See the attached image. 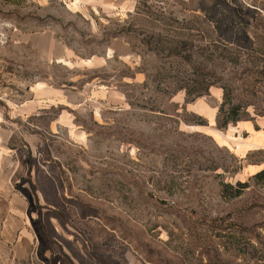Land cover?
I'll use <instances>...</instances> for the list:
<instances>
[{"label":"rangeland","instance_id":"rangeland-1","mask_svg":"<svg viewBox=\"0 0 264 264\" xmlns=\"http://www.w3.org/2000/svg\"><path fill=\"white\" fill-rule=\"evenodd\" d=\"M70 2L0 0L5 94L17 91L21 101L27 86L41 82L58 89L100 82L127 102L102 122L83 113L82 138L54 121L22 129L37 138L23 180L34 218L27 264H264V180H252L264 154L248 153L264 136V59L255 68L262 74L244 80L253 66L247 59L233 65L197 55V64L240 88L238 100L249 106V120L220 131L213 121L219 85L188 105L184 92L175 95L179 125L169 119L172 108L168 116L148 111L153 78L170 64L143 43L153 33L183 36L186 23L195 45L261 42L264 0H76L81 11ZM147 13L171 21L152 22ZM201 20L215 33L199 31ZM43 35L57 43L56 56L69 51L71 60H50ZM116 39L130 46L132 65L107 58ZM201 120L207 125H194ZM244 244L246 252L237 250Z\"/></svg>","mask_w":264,"mask_h":264},{"label":"crops","instance_id":"crops-1","mask_svg":"<svg viewBox=\"0 0 264 264\" xmlns=\"http://www.w3.org/2000/svg\"><path fill=\"white\" fill-rule=\"evenodd\" d=\"M70 3L75 11L82 10L81 3L76 0ZM95 9L99 10L98 7ZM38 39L49 44L51 50L47 55L50 60L55 59L60 63L71 60L69 51L62 56L55 55L53 48L57 43L52 37L43 35ZM1 48L0 46V264H27L34 218L31 210L33 201L23 180L29 173L28 158L35 149L37 138L36 134L24 133L22 129L27 128L28 132L40 130L37 123L49 124L54 121L59 128L68 133L73 131L74 136L82 138L81 128L77 125L83 113H88L96 122H102L106 114L125 107L127 101L124 92L100 82H86L78 88L60 89L41 82L27 86L25 98L21 101L18 100L17 91L15 95L12 92L8 96L2 83L4 69ZM113 56L128 66L134 60L130 46L120 39L114 40L107 50V58ZM92 62L89 61L85 66L91 68ZM135 77L140 83L144 81L140 74ZM217 112L218 108L214 113V123ZM253 144L255 146L251 145L248 153L257 156L264 154V136H259L258 141ZM262 171L264 166L254 175Z\"/></svg>","mask_w":264,"mask_h":264},{"label":"trees","instance_id":"trees-1","mask_svg":"<svg viewBox=\"0 0 264 264\" xmlns=\"http://www.w3.org/2000/svg\"><path fill=\"white\" fill-rule=\"evenodd\" d=\"M145 19L160 23L171 21L164 13L160 16L147 13ZM195 20L199 21V18L196 17ZM204 24L205 20H201L199 31H202V33H215V31L207 30ZM231 27V25L228 26V29ZM192 29L194 28L186 23L185 27L182 28L183 32L181 31V33H184L183 36L178 34V37L169 38L168 36L163 37L162 33H158V35L153 33L150 34L151 36L149 35V39H143V43L149 51L165 63L170 64L169 70L161 68L153 78L155 83L154 97L147 100L146 108L148 111L159 113L162 116L170 115L168 111H171L172 108L175 116L169 119L179 125L180 113L178 111L180 106L177 103H172V98L179 92H184V105L192 104L200 98L209 96L210 89L219 85L223 90V97L216 116V127L220 131H225L230 125L249 120L248 104L242 99L238 100L240 88H236L234 83H222V80L214 72L202 67L199 63L197 64L195 60L197 55H201L206 59H219L235 65L241 58H245L247 62L253 65L251 68L244 70L245 74L248 73L244 79L246 80L262 74V72L255 71V68L258 66L256 61H259L260 58L264 59V40L261 39V42L249 40L244 46L238 45L236 42L218 43L213 40L206 44L195 45L188 40ZM145 33L147 31H141V35ZM194 125L206 126L207 121L201 120ZM252 180L263 181L264 171L254 175ZM238 186L248 188L249 183H238ZM238 244L240 245V243ZM249 247V244H244L243 247H239L237 250L246 252Z\"/></svg>","mask_w":264,"mask_h":264}]
</instances>
